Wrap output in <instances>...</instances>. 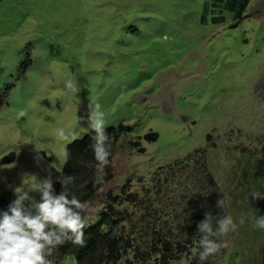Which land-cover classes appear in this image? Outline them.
Returning a JSON list of instances; mask_svg holds the SVG:
<instances>
[{"label":"rangeland","instance_id":"obj_1","mask_svg":"<svg viewBox=\"0 0 264 264\" xmlns=\"http://www.w3.org/2000/svg\"><path fill=\"white\" fill-rule=\"evenodd\" d=\"M205 1L0 0V160L14 155L0 165V197L12 202L26 175L55 182L65 143L86 135L98 104L106 130L126 132L112 142L107 181L83 215L91 225L108 204L125 212L121 234L132 248L120 264H183L202 150L237 223L204 264H262L264 230L254 217L264 214L246 178L264 173V0H251L235 28L229 15L223 25L210 15L202 23ZM58 129L75 136L61 141ZM149 133L158 139L145 141ZM96 165L81 171V191Z\"/></svg>","mask_w":264,"mask_h":264},{"label":"clouds","instance_id":"obj_2","mask_svg":"<svg viewBox=\"0 0 264 264\" xmlns=\"http://www.w3.org/2000/svg\"><path fill=\"white\" fill-rule=\"evenodd\" d=\"M250 1L206 0L203 4L201 22L205 23L207 16L210 15L212 24L223 25L229 15L232 22L227 28H235L242 21V16ZM130 28L136 31V28L129 27V30ZM64 89L73 93L75 97L80 91L74 80H67ZM83 131L86 135L92 133L90 147L97 162V175L93 183L99 185L105 182L104 169L110 163L111 152L104 113L100 111L98 104L90 110L88 127ZM57 136L61 141L67 142L75 136V132L58 129ZM113 140L111 138L110 143ZM62 154L67 160L69 153L66 143ZM13 160L14 155L4 157L0 160V165L10 164ZM58 173L61 174V178L58 177L61 184L59 194L53 187L58 179L54 182L51 176L39 179L35 175H26L29 178L28 181L23 187L14 189L15 199L12 202L6 195L0 197L10 203L6 209L0 210V264H54L49 258L54 249L68 241L79 246H84L86 243L84 229L87 225L83 211L87 202L69 192V185L74 182L75 177L63 175L62 169ZM251 196L264 198V195L252 194ZM216 206L217 208L224 207V200L222 198L217 200ZM254 227L264 230V216L255 215ZM236 229L237 223L232 215L225 214L217 217L206 212L197 224V233L200 234V238L198 247L190 250L192 255L198 257L201 264H204L209 257L218 254L222 248L227 246L223 237ZM183 264H190V261L185 260Z\"/></svg>","mask_w":264,"mask_h":264},{"label":"trees","instance_id":"obj_3","mask_svg":"<svg viewBox=\"0 0 264 264\" xmlns=\"http://www.w3.org/2000/svg\"><path fill=\"white\" fill-rule=\"evenodd\" d=\"M130 31L134 32V29L130 28ZM106 131L109 137V144L111 146V138L114 139V142L119 133L126 131V127L119 125L117 129L108 128ZM91 135L92 133H89L81 140H77L67 145L69 156L62 168L63 175H72L75 177L74 182L69 185L70 194H74L82 201H87L92 196V192H95L98 187L104 185L107 181V177H105L104 183L95 185L93 182H90L84 186L83 191L80 190L82 183L80 177L81 171L86 170L90 164L97 163L94 159L92 148L90 147L92 143ZM143 139L147 142H154L158 139V135L155 133H149L145 135ZM134 146L139 145L138 143H135ZM139 150L141 153L144 152L143 149ZM200 154V158L203 159L204 162L199 170L194 169L193 174H198L200 171L201 173L190 179V184H192L193 188L190 190V193L187 194V201L189 208H192L191 214L193 219H190L191 221L187 222L183 228V231H186L188 237L185 241V243H188V246L184 245L181 254H184L185 260L189 261L192 257L193 260H197L198 258L194 257L190 250L194 247H198L200 234L197 233V224L203 219L204 214L206 212H210L213 216L217 217L230 214L226 196L215 182L214 177L209 172L205 164L206 151L202 150ZM193 159L194 156L191 155L188 156L185 161H192ZM107 168L108 166L106 167V171H108ZM247 172H249V168ZM60 178L61 174L59 176V179ZM59 179L53 185L57 194L61 191ZM246 180L250 187L253 185L258 189V195H264V173H255L254 176L250 175L248 179L246 178ZM127 198L129 201H137L136 195L129 194ZM220 198L224 200L225 206L217 208L216 202ZM257 199L264 214V198ZM110 200L112 203L117 202L116 198ZM9 204L10 203H8L6 199L0 198V210L6 209ZM125 221H127L125 218V212L119 211L112 204H108L107 208L100 212L98 221L94 224L87 225L84 229L86 240L84 246L75 245L71 241H68L53 250V261L60 262L64 258H71L74 264H120L123 257L132 248L131 242L124 238L121 234L124 226L123 223ZM227 235L223 237V240L226 239ZM165 250L166 252H170L172 250L171 243L169 241L165 242L164 251ZM229 264H235L234 260H231ZM262 264H264V256Z\"/></svg>","mask_w":264,"mask_h":264}]
</instances>
